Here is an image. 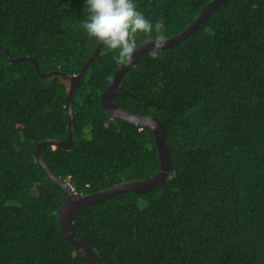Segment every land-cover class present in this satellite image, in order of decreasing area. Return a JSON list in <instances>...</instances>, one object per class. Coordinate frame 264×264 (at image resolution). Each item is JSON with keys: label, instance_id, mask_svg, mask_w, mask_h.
Instances as JSON below:
<instances>
[{"label": "trees", "instance_id": "16d2710c", "mask_svg": "<svg viewBox=\"0 0 264 264\" xmlns=\"http://www.w3.org/2000/svg\"><path fill=\"white\" fill-rule=\"evenodd\" d=\"M211 0H136L163 37ZM85 0H0V264H89L62 235L67 197L35 154L68 135L67 96L99 42L82 28ZM156 34L139 33L137 46ZM129 67L117 103L165 123L172 165L147 192L82 207L74 227L100 264H264V0H227L181 41ZM105 45L73 97L74 143L41 154L78 193L152 177L150 127L111 118L100 104L120 64Z\"/></svg>", "mask_w": 264, "mask_h": 264}, {"label": "water", "instance_id": "95a60500", "mask_svg": "<svg viewBox=\"0 0 264 264\" xmlns=\"http://www.w3.org/2000/svg\"><path fill=\"white\" fill-rule=\"evenodd\" d=\"M227 0H211L207 3L198 17L188 26H186L183 30L176 33L175 35L167 38H161L163 40V46L169 47L179 41H181L186 35L191 33L196 27L200 26L206 18L214 11L219 5L226 2ZM161 39L157 38L155 40L161 41ZM154 39L146 40L140 43L137 46V49L134 50L132 54V62L127 65L119 64L114 77L111 83L107 86V88L103 91L100 104L103 111L108 114L111 118L117 119L123 122L132 123L138 125L140 127H150L153 130L154 138L159 154L160 160V168L156 174L152 177L142 180H132V181H122L119 183H115L107 188L101 189L96 192L90 193H78L74 190L71 184L63 179L62 177L54 174L48 165L45 163L42 154L41 147L44 144L50 143L53 145H60L64 148H70L74 143L73 138V128H74V109L72 106V97L81 83V78L85 72L86 67L90 64L93 58L98 54L102 47V42L98 44L94 52L91 54L90 58L85 62L82 69L78 74L67 73L65 71L53 70L50 72L41 71L37 60L32 56H21L14 58L11 55L9 49L5 46H2L11 60H20L24 58H31L34 62V65L38 72L42 75L53 74L54 72H61L66 74L71 79V88L69 90L67 96L66 107L68 111L69 125H68V135L65 139L58 138H46L40 142H38L35 146V154L45 170L48 177H50L54 182L60 184L67 192V197L60 205L57 210V220L60 231L64 238L71 243L78 251L82 253V255L87 259L89 264H100V259L93 248L90 246L88 242L84 240V238L78 233L76 228L74 227L75 216L79 213L80 209L88 204L93 202L102 200L104 198H108L112 195L120 193L126 190H132L135 192H147L152 187L161 184L165 181V179L170 174V169L172 165V153L171 148L167 142V131L164 121L156 115L153 114H141L135 113L125 109L117 103V94L121 88L122 81L124 76L132 66L135 61L142 56L148 49L154 46Z\"/></svg>", "mask_w": 264, "mask_h": 264}, {"label": "clouds", "instance_id": "9594fccd", "mask_svg": "<svg viewBox=\"0 0 264 264\" xmlns=\"http://www.w3.org/2000/svg\"><path fill=\"white\" fill-rule=\"evenodd\" d=\"M85 6L87 16L82 21L85 34L102 42L109 51L116 54L114 58L123 65L132 62V54L137 49V34L163 37V18L155 21L148 18L137 7L136 0H85ZM154 41L150 55L156 58L163 40Z\"/></svg>", "mask_w": 264, "mask_h": 264}]
</instances>
